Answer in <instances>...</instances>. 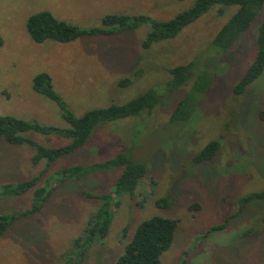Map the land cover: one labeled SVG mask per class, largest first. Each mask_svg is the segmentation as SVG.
<instances>
[{
    "label": "rangeland",
    "instance_id": "rangeland-1",
    "mask_svg": "<svg viewBox=\"0 0 264 264\" xmlns=\"http://www.w3.org/2000/svg\"><path fill=\"white\" fill-rule=\"evenodd\" d=\"M193 0H0V115H12L43 125L68 126L60 106L35 92L32 79L50 73L54 88L76 116L95 107L125 103L155 88L161 100L152 112L98 126L87 143L52 162L41 183L58 169L104 161L128 152L146 163L148 172L134 197L124 196L108 235L92 247L83 262L113 264L136 226L153 215L179 220L173 246L163 253L161 264H261L264 262V198L241 208V197L264 189V72L241 94L234 86L246 73L256 52L259 15L230 51L221 54L208 48L217 31L238 6H213L172 39L150 48L142 46L150 26L133 31L83 36L60 43H38L26 30L27 18L49 10L57 18L80 28L102 26L110 13L148 14L169 19L188 9ZM205 51L214 74L211 84L198 95V104L185 123L170 121L176 103L191 85L169 89V68L189 62ZM211 73V72H210ZM130 78V83L120 82ZM39 143L61 146L70 138L28 132ZM220 148L212 159L194 157L211 140ZM35 149L14 145L0 138V185L38 175L45 160L34 164ZM121 168L93 173L80 179L58 182L51 177L50 200L36 214L15 220L0 235V264H63L65 253L98 206L84 191L107 192ZM171 195L173 204L161 207L157 200ZM32 191L0 195V211L28 210ZM197 203L194 209L191 205ZM223 229L212 226L224 222ZM127 235L124 237V229Z\"/></svg>",
    "mask_w": 264,
    "mask_h": 264
},
{
    "label": "trees",
    "instance_id": "trees-1",
    "mask_svg": "<svg viewBox=\"0 0 264 264\" xmlns=\"http://www.w3.org/2000/svg\"><path fill=\"white\" fill-rule=\"evenodd\" d=\"M215 5L219 6L220 13L223 12L224 6H238L237 11L222 25L208 45V48L217 52L218 57L230 51L241 35L249 30L257 17L261 15L256 33V55L244 76L234 86L235 93L241 94L264 72V0H193L188 9L178 12L169 19H157L148 14L110 13L103 16L102 26L97 28H80L57 18L49 10H41L27 18L26 30L31 39L38 43L46 40L67 43L87 35L133 31L143 24H149L150 30L142 41V46L148 49L159 41L176 37L185 27L199 19ZM3 43L4 40L0 34V47ZM204 55L205 51L189 62L175 65L168 70L171 74L167 84L169 89L191 85L189 92L176 103L172 110L171 122H187L198 104V95L204 93L215 78L212 71L209 70L210 64L207 63ZM128 83H130V78H125L120 82L121 85ZM32 88L35 92L45 95L60 106L68 126L43 125L12 115H0V138L10 144L32 146L36 150L32 155L33 163L37 165L43 160L47 163V167L38 175L20 182H6L4 185H0L1 196L21 195L29 191L33 193L31 206L28 210L21 211L19 214L0 211V235L6 232L18 218L36 214L43 209L50 200L53 190V187L50 186V179L51 177L56 179V174L57 181L64 182L68 179H82L93 173H105L122 167L109 191L95 193L86 190L83 193L87 198L97 199L99 204L89 215L82 232L73 239L72 246L65 253L67 258L63 264H76L83 262L90 249L108 235L116 208L119 207L124 196L134 197L136 195L142 179L147 176V165L140 160H135L128 152H119L104 161H95L84 165L76 164L58 169L54 172L55 174L46 179L45 183H41V179L52 162L84 146L98 126L127 117H138L145 111L152 112L160 102L161 94L155 88H149L125 103L95 107L81 116H76L67 108L63 97L54 88L52 76L47 71H41L34 75ZM28 132L54 133L68 137L71 141L57 147L47 146L28 137ZM219 148V140H211L197 153L194 159L195 161L212 159ZM257 198H264V189L241 197V208ZM157 204L161 207L171 206L173 204L171 195L159 198ZM197 206L198 204L194 203L191 208L194 209ZM236 215H231L224 222L212 226L211 230L223 229L228 220ZM178 223L179 220L175 217L159 214L144 219L136 226L131 237L126 240L123 251L113 264H161L163 253L169 250L175 242ZM127 230V228L124 229V237L127 235Z\"/></svg>",
    "mask_w": 264,
    "mask_h": 264
}]
</instances>
